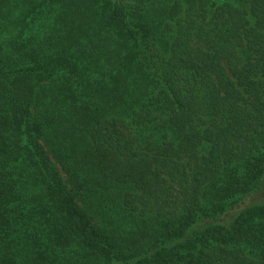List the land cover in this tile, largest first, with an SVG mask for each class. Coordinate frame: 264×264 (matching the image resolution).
I'll use <instances>...</instances> for the list:
<instances>
[{"label":"trees","instance_id":"obj_1","mask_svg":"<svg viewBox=\"0 0 264 264\" xmlns=\"http://www.w3.org/2000/svg\"><path fill=\"white\" fill-rule=\"evenodd\" d=\"M0 264H264V0H0Z\"/></svg>","mask_w":264,"mask_h":264}]
</instances>
